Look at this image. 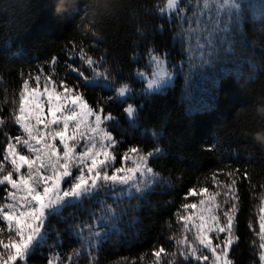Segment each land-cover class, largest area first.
<instances>
[{"label":"trees","instance_id":"16d2710c","mask_svg":"<svg viewBox=\"0 0 264 264\" xmlns=\"http://www.w3.org/2000/svg\"><path fill=\"white\" fill-rule=\"evenodd\" d=\"M164 1L112 0V7L101 17L90 8L93 0H0V120L4 121L0 159L7 142L4 132L14 137L19 131L9 117L22 81L50 75L77 83L66 64L81 66L76 54L81 46L96 59L104 57V67L111 69L118 82L137 87L131 99L138 110L132 123L124 113L126 102H109L107 98L115 93L103 84L80 89L87 103L103 104L116 117L108 125L122 141L117 154L133 144L147 151L163 149L151 159L162 179L150 190L140 198L101 196L65 208L61 215L66 220L52 217L49 221L50 231L54 227L61 233L59 246L52 231L27 264H47L50 254L64 257L79 248L69 229L90 222L93 212L102 215L101 201L116 208L121 217L116 221L119 231L112 232L99 249V264H114L121 258H128L122 264H153L154 249L163 246L171 252L176 246L170 237H176L182 226L177 223V215L184 213L182 205L200 199L188 197L189 189L222 191L212 176L224 185L230 183L227 173L236 174L237 169L240 174L247 170L251 180L242 181L236 174L239 206L230 258L234 264H258L253 241L258 245L259 209L264 206V143L259 139L264 137V8L262 4L254 7V0L245 3L226 43L207 47L201 57H190L179 39L184 21L177 15H161L157 6ZM88 24L96 36L86 28ZM149 48L166 56L169 67L177 72L171 85L137 95L142 82L136 72L145 67ZM70 56L75 58L69 60ZM4 195L0 186V203ZM218 199L222 201L223 196ZM94 230H101L100 223ZM73 264H88L87 251Z\"/></svg>","mask_w":264,"mask_h":264},{"label":"snow or ice","instance_id":"6c2138e0","mask_svg":"<svg viewBox=\"0 0 264 264\" xmlns=\"http://www.w3.org/2000/svg\"><path fill=\"white\" fill-rule=\"evenodd\" d=\"M183 0H166L158 5L161 15L175 14L190 27L186 31L197 33L204 24V17L216 22V27L202 29L205 44L198 47L211 48L221 31L220 23L238 19L245 5L242 0H189V4L180 7ZM112 7V0H93L90 8L101 17ZM191 7V15L186 10ZM264 8V2L261 5ZM60 9H63L61 2ZM86 28L92 31L93 25ZM227 31V29H224ZM92 35L97 33L92 31ZM201 39L197 35V41ZM81 66L69 62L66 68L75 73L77 83L50 75H36L24 79L18 90V100L13 98L10 119L18 126L14 137L4 132L6 144L0 159V186L5 193L0 203V264H27L30 256L38 247H43L52 231L56 233L57 245L61 233L49 221L52 217L67 218L61 214L65 208L82 204L88 200H99L101 196H112L120 200L140 198L147 190L159 182L162 177L151 166V159L162 154L163 149L155 147L151 151L133 144L119 155L116 149L119 141L109 129L108 122L116 119L106 111L103 104L95 106L86 102L80 90L89 85L103 86L115 93L107 99L123 104L131 98L134 89L127 81L118 82L109 68L104 67L105 58L89 55L81 46L78 53ZM151 72H136V76L145 81L144 94L160 89L171 80L173 73L166 66V56L158 54L155 48L146 53ZM75 56H70L73 60ZM137 57L134 55L133 60ZM56 58H53L55 64ZM86 66V67H85ZM90 70V74L86 71ZM43 78V86L41 80ZM82 81L83 83H80ZM137 108L128 103L124 113L129 122H134ZM4 123L0 120V126ZM156 136V133H152ZM264 143V137L259 138ZM117 164L119 166H117ZM242 181H250L245 170L242 174L235 170ZM236 174L228 172L230 183L221 185L216 175L212 176L216 187L222 191H209L201 187L199 191L189 189L188 197L199 196L198 203H184V213L177 215V223L182 224L175 239V248L168 252L163 246L154 249L151 255L153 264H234L230 250L236 243L234 221L237 217L239 195ZM251 186V185H250ZM264 189V185H261ZM134 194L135 197H134ZM223 196V200L218 198ZM264 197V192H262ZM264 204V199L261 201ZM258 264H264V206L259 209ZM102 215L92 213L90 222H81L69 231L79 240L80 247L62 257L52 253L47 264H73L87 251L88 264H99V249L112 232H118L116 221L121 213L116 208L101 201ZM222 213V216H221ZM100 223L101 230L95 225ZM249 227H253L251 224ZM85 232L88 235H85ZM192 235L189 236L188 234ZM215 234V235H212ZM221 234H224L221 237ZM215 241V242H214ZM95 251V254L93 252ZM128 258L114 264H122ZM131 264H135L132 261Z\"/></svg>","mask_w":264,"mask_h":264},{"label":"rangeland","instance_id":"374dc122","mask_svg":"<svg viewBox=\"0 0 264 264\" xmlns=\"http://www.w3.org/2000/svg\"><path fill=\"white\" fill-rule=\"evenodd\" d=\"M249 1H252V0H242V4L244 5L245 3H249ZM192 2L194 3L195 0H192ZM262 2H264V1L263 0H258V2H256L254 0L252 2V4L254 5V7L255 6L256 7H259L262 4ZM164 3H166V0L164 1ZM188 4H189V0H184L183 6H181V4H180V6L183 8V7H185ZM242 13H243V10H242ZM186 14L189 15V16L191 15V7H189L186 10ZM163 15H165L168 18H171L175 14L165 13ZM241 18H242V14L239 16L238 19H233V20L229 21L228 20V17L227 16H224L223 17V20L226 21V22L225 23H220V29H221V31L218 34V39L216 40L215 44L222 45V43H226L227 42L228 35L232 31V29L236 26V23L241 20ZM180 21L183 22L184 20H181L180 19ZM205 26L208 29H213V28L216 27V22L214 20L209 19V17H207V16L204 17V24L201 25V30L199 32H197V33H189V32L186 31L190 27H195L194 24L193 25H189L187 22L184 21V24L181 27V31H180V34H179V39L182 40L183 43L186 45L185 48L187 49V53H188V55L190 57H193L195 54H197L198 57H201L202 54L205 51L208 50L207 49V46H205L203 48L198 47V44H205L206 45V41L203 39V36H205L207 33L202 30ZM224 29H227V31H224ZM197 35H200L201 36V39L199 41H197ZM215 44H214V46H215ZM166 66L173 73L171 80H169L167 83H165L160 89H157V90L152 91V92L160 91L164 87L169 86V85H171L173 83L174 77H175L177 71L174 68H170L169 67L167 60H166ZM139 70L140 71H146V72H149V73L151 72V66L149 64L148 58L146 60L145 67L144 68H141ZM136 78L142 82V86L140 87V89H138V92H137V95H139L140 93H143L142 92V89H144V87H145V81L142 80V79H140V78H138L137 76H136ZM100 83L101 84H104L103 81H101ZM131 86H132L133 89H136L137 88L135 85H131ZM133 97H134V94H132L130 100H126L125 107H127V104L128 103H132L134 105V107H136V105L134 104L133 100H131ZM125 116H126V114H125ZM117 166H119V165L117 164ZM260 215H261V213H260ZM258 227H259V222H258ZM212 235H215V234H212Z\"/></svg>","mask_w":264,"mask_h":264}]
</instances>
